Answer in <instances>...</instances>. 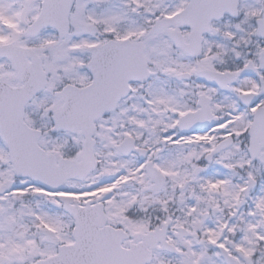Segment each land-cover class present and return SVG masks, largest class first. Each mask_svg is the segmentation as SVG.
Masks as SVG:
<instances>
[{
    "label": "snow or ice",
    "instance_id": "6c2138e0",
    "mask_svg": "<svg viewBox=\"0 0 264 264\" xmlns=\"http://www.w3.org/2000/svg\"><path fill=\"white\" fill-rule=\"evenodd\" d=\"M0 264H264V0H0Z\"/></svg>",
    "mask_w": 264,
    "mask_h": 264
}]
</instances>
